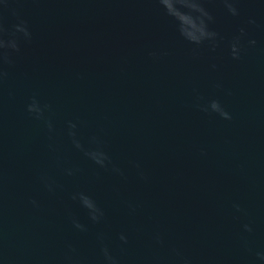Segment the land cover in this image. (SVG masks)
I'll use <instances>...</instances> for the list:
<instances>
[{
	"label": "water",
	"instance_id": "water-1",
	"mask_svg": "<svg viewBox=\"0 0 264 264\" xmlns=\"http://www.w3.org/2000/svg\"><path fill=\"white\" fill-rule=\"evenodd\" d=\"M194 2L0 0V264H264V0Z\"/></svg>",
	"mask_w": 264,
	"mask_h": 264
},
{
	"label": "clouds",
	"instance_id": "clouds-1",
	"mask_svg": "<svg viewBox=\"0 0 264 264\" xmlns=\"http://www.w3.org/2000/svg\"><path fill=\"white\" fill-rule=\"evenodd\" d=\"M160 3L166 8L170 15L174 16L179 21L181 33L191 41L195 43H200L203 39L214 37L216 35V33L207 30L206 24L202 18L198 19L197 17L193 16L190 12H185L182 10V7H188L192 10L199 11L204 15H207L201 5L197 2H194V0H160ZM177 5H180L181 7H178ZM229 8L233 13L236 12V9L232 7L231 4H229ZM17 27L19 31H23L26 36L30 37L31 34L28 32L27 28L21 26ZM8 46L9 45L5 41L0 40V48ZM10 46L13 48L17 47L15 41H12ZM233 48L235 49V45H233ZM210 108L212 111L217 112L222 118L231 119L230 113H228L224 109V107L218 100L211 101ZM28 110L36 114L37 116H43L44 109L39 105V102L35 99L28 106ZM204 110L207 111L208 108H205ZM72 127H75V125L73 124ZM77 146H80L79 142H77ZM89 155L96 159L97 163H104V159L101 158L105 157L104 153L92 152L89 153ZM80 198L82 200L83 205L87 209H89L92 219L98 220L99 216L97 215V213H100V209L97 207L96 203L89 196L84 194H81ZM76 226L81 229L84 228V226L79 224V222H76ZM122 239L126 238L122 237ZM105 256L108 259L109 264H116L115 259L108 253L107 249H105Z\"/></svg>",
	"mask_w": 264,
	"mask_h": 264
}]
</instances>
